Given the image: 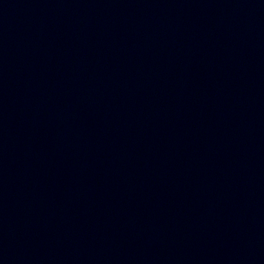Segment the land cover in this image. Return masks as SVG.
Listing matches in <instances>:
<instances>
[{
  "label": "water",
  "instance_id": "water-1",
  "mask_svg": "<svg viewBox=\"0 0 264 264\" xmlns=\"http://www.w3.org/2000/svg\"><path fill=\"white\" fill-rule=\"evenodd\" d=\"M23 264H264V0H122Z\"/></svg>",
  "mask_w": 264,
  "mask_h": 264
}]
</instances>
